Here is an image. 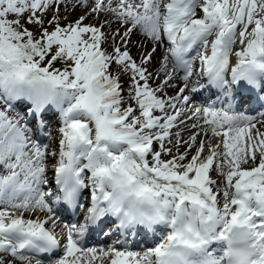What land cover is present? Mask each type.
I'll list each match as a JSON object with an SVG mask.
<instances>
[{"label": "snow or ice", "instance_id": "6c2138e0", "mask_svg": "<svg viewBox=\"0 0 264 264\" xmlns=\"http://www.w3.org/2000/svg\"><path fill=\"white\" fill-rule=\"evenodd\" d=\"M0 264H264V0H0Z\"/></svg>", "mask_w": 264, "mask_h": 264}, {"label": "bare ground", "instance_id": "6f19581e", "mask_svg": "<svg viewBox=\"0 0 264 264\" xmlns=\"http://www.w3.org/2000/svg\"><path fill=\"white\" fill-rule=\"evenodd\" d=\"M133 54H135V50H133ZM54 130V129H53Z\"/></svg>", "mask_w": 264, "mask_h": 264}]
</instances>
